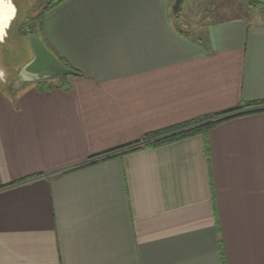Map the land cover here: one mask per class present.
Masks as SVG:
<instances>
[{
	"label": "crops",
	"instance_id": "crops-1",
	"mask_svg": "<svg viewBox=\"0 0 264 264\" xmlns=\"http://www.w3.org/2000/svg\"><path fill=\"white\" fill-rule=\"evenodd\" d=\"M172 4L65 0L39 35L71 89L0 81V264H264V110L131 150L264 108V18Z\"/></svg>",
	"mask_w": 264,
	"mask_h": 264
},
{
	"label": "rangeland",
	"instance_id": "rangeland-1",
	"mask_svg": "<svg viewBox=\"0 0 264 264\" xmlns=\"http://www.w3.org/2000/svg\"><path fill=\"white\" fill-rule=\"evenodd\" d=\"M16 1V18L8 30L7 38L0 45V68L3 71V80L0 78V81L4 85L15 77L20 67L30 58L31 53L24 47L23 37L26 32L23 27L28 23L26 19H30V15H35L42 10L47 0ZM255 1L257 0H182V18L185 23L198 19L199 15L210 19L239 16H247L249 19L264 18V7L262 6L253 7L251 14L247 10V6H253ZM28 24L30 28L37 27L33 22Z\"/></svg>",
	"mask_w": 264,
	"mask_h": 264
},
{
	"label": "trees",
	"instance_id": "trees-1",
	"mask_svg": "<svg viewBox=\"0 0 264 264\" xmlns=\"http://www.w3.org/2000/svg\"><path fill=\"white\" fill-rule=\"evenodd\" d=\"M63 1L65 0H55L53 3H49L48 6L45 8L44 12H48L50 9L56 7ZM258 6L264 7V0L255 1V3H253V6L248 5L247 10L251 14L253 7L256 8ZM59 60L62 63V65H64L65 67L71 68L64 60L62 59H59ZM69 76L70 75H60L54 78L39 80L34 83H36L38 87L42 90H47L51 88H60L62 90L68 91L71 89V84L67 81ZM8 82H10V80ZM262 104L263 102L246 103L242 107L222 113V114H227V116H223L222 118H219L216 120H214V118L222 114L205 115L193 121L182 123L180 125H177V126H174L168 129H164L161 131L149 133L140 140V141H145L144 144L139 145L131 150H138L144 147H153V146L163 145V144L174 142L182 138H186L188 136H191L197 133H206L210 128H212L214 125H216L220 121H223V120H226L231 117L238 116V115L264 110V108H259V109L249 110V111H240L243 107H248V108L257 107V106H261Z\"/></svg>",
	"mask_w": 264,
	"mask_h": 264
},
{
	"label": "water",
	"instance_id": "water-1",
	"mask_svg": "<svg viewBox=\"0 0 264 264\" xmlns=\"http://www.w3.org/2000/svg\"><path fill=\"white\" fill-rule=\"evenodd\" d=\"M182 0H174L172 14H177ZM26 41L31 50V58L18 70L16 76L7 83L10 91L34 83L39 80L54 78L60 75H77L78 72L72 68L65 67L59 58L52 53L42 41L37 32L26 35Z\"/></svg>",
	"mask_w": 264,
	"mask_h": 264
},
{
	"label": "bare ground",
	"instance_id": "bare-ground-1",
	"mask_svg": "<svg viewBox=\"0 0 264 264\" xmlns=\"http://www.w3.org/2000/svg\"><path fill=\"white\" fill-rule=\"evenodd\" d=\"M16 5L14 0H0V20L4 17L10 16L11 19L8 20L7 25L0 23V45L7 38L8 29L11 27L12 22L16 18ZM0 75L3 76V71L0 68Z\"/></svg>",
	"mask_w": 264,
	"mask_h": 264
},
{
	"label": "flooded vegetation",
	"instance_id": "flooded-vegetation-1",
	"mask_svg": "<svg viewBox=\"0 0 264 264\" xmlns=\"http://www.w3.org/2000/svg\"><path fill=\"white\" fill-rule=\"evenodd\" d=\"M55 0H47L46 2H45V4H44V6H43V8H42V10H40L38 13H36L35 15H30V19H26L27 21H28V23H30V22H33V24L34 25H36L37 27L36 28H34V27H28L29 26V24L27 23L24 27H23V30L26 32V34H25V36L23 37L24 39H23V41H24V47H26L27 48V50L31 53V50H30V48H29V46H28V43H27V41H26V35H28V34H30V33H33V32H37L38 34H40V26H41V23H42V21H43V18H44V16L49 12V11H51L52 9H54V8H52V9H50L48 12H44L45 11V8L48 6V4L49 3H53ZM14 2L17 4V1L16 0H14ZM45 44V43H44ZM31 56H32V53H31ZM31 56H30V58H31ZM27 58V57H26ZM29 58V59H30ZM28 59V60H29ZM27 62V61H26Z\"/></svg>",
	"mask_w": 264,
	"mask_h": 264
},
{
	"label": "snow or ice",
	"instance_id": "snow-or-ice-1",
	"mask_svg": "<svg viewBox=\"0 0 264 264\" xmlns=\"http://www.w3.org/2000/svg\"><path fill=\"white\" fill-rule=\"evenodd\" d=\"M9 19H11L10 16L4 17L2 20H0V23L4 24L6 26Z\"/></svg>",
	"mask_w": 264,
	"mask_h": 264
},
{
	"label": "built area",
	"instance_id": "built-area-1",
	"mask_svg": "<svg viewBox=\"0 0 264 264\" xmlns=\"http://www.w3.org/2000/svg\"><path fill=\"white\" fill-rule=\"evenodd\" d=\"M0 78L3 80L2 75H0Z\"/></svg>",
	"mask_w": 264,
	"mask_h": 264
}]
</instances>
